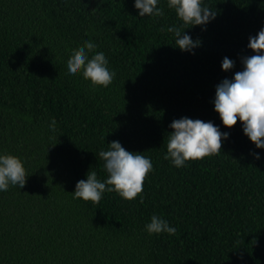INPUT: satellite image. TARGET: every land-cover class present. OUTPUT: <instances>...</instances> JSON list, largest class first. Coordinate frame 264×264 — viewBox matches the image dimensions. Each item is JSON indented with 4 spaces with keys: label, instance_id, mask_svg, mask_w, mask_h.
<instances>
[{
    "label": "trees",
    "instance_id": "obj_1",
    "mask_svg": "<svg viewBox=\"0 0 264 264\" xmlns=\"http://www.w3.org/2000/svg\"><path fill=\"white\" fill-rule=\"evenodd\" d=\"M204 2L216 15L184 29L200 41L190 54L173 46L168 28L183 25L166 0L156 18L136 16L132 0H0V152L27 172L21 188L0 191V264H264V149L240 121L223 126L211 103L214 85L252 54L264 0ZM85 40L115 73L107 87L66 76ZM181 116L228 131L221 152L180 168L164 160L168 125ZM112 140L150 158L141 193L73 199L87 172L106 178L98 153ZM153 214L176 233L148 235Z\"/></svg>",
    "mask_w": 264,
    "mask_h": 264
},
{
    "label": "clouds",
    "instance_id": "obj_2",
    "mask_svg": "<svg viewBox=\"0 0 264 264\" xmlns=\"http://www.w3.org/2000/svg\"><path fill=\"white\" fill-rule=\"evenodd\" d=\"M137 9L136 16L156 18L164 15L158 7L160 0H132ZM167 8L172 10L183 27L169 26L173 34V46L190 54L199 46V39H193L184 29L201 26L203 30L216 15V11L205 4L204 0H166ZM97 44L90 40L83 41V47L69 53L65 63L66 76L71 78L80 74L93 88L107 87L115 75L108 67V59L103 51H94ZM246 47L251 55L240 58L241 70L224 77L214 85L211 103L223 126L231 127L240 121L242 134L255 149H264V23L255 35H249ZM91 53V55H89ZM235 61L225 56L220 61V69L229 72ZM166 151L162 158L172 166L180 168L188 160H196L221 152L222 141L229 136L228 131H221L220 126L211 120L181 116L170 121ZM50 135H56L55 121H49L47 129ZM107 150H100L98 155L103 161V170L107 174L101 181L95 171L87 172L84 179L75 182L73 199L80 198L93 203L99 202L104 192H116L121 198L132 200L141 193L143 181L152 170L150 158L126 150L119 141L107 143ZM251 151V150H250ZM255 159L259 152L251 153ZM27 172L23 161L10 153L0 152V191H6L10 185L20 188L25 183ZM142 200V197H141ZM148 235L175 234L176 228L155 214L145 223Z\"/></svg>",
    "mask_w": 264,
    "mask_h": 264
}]
</instances>
